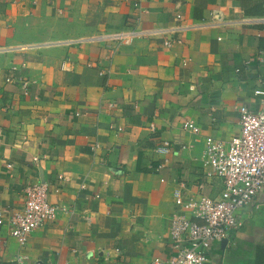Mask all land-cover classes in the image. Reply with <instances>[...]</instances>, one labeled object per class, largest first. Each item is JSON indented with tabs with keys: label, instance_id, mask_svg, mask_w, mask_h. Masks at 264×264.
Here are the masks:
<instances>
[{
	"label": "crops",
	"instance_id": "crops-1",
	"mask_svg": "<svg viewBox=\"0 0 264 264\" xmlns=\"http://www.w3.org/2000/svg\"><path fill=\"white\" fill-rule=\"evenodd\" d=\"M263 16L264 0H0V210L43 180L68 209L24 244L0 226V264L168 258L174 190L218 196L205 138L228 142L237 107L259 105ZM240 218L207 264H264V188Z\"/></svg>",
	"mask_w": 264,
	"mask_h": 264
},
{
	"label": "built area",
	"instance_id": "built-area-1",
	"mask_svg": "<svg viewBox=\"0 0 264 264\" xmlns=\"http://www.w3.org/2000/svg\"><path fill=\"white\" fill-rule=\"evenodd\" d=\"M257 21L264 23V16ZM143 33L146 32L133 30L117 37L128 41ZM174 42L167 39L163 45L170 47ZM23 90L26 94L25 83ZM254 93L261 98L257 108L244 103L237 107L238 134L228 142L211 136L205 138L201 166L207 169L206 175L220 180L219 195L191 197L179 188L174 190L180 211L170 220L171 254L164 259L154 258L152 264H207L211 244L227 239L231 230L242 225L240 212L264 188V89L257 88ZM182 128L195 134L200 131L199 125L192 120H184ZM171 148L172 143L164 139L156 146V151L168 154ZM58 178L65 179L62 175ZM49 186L45 180L32 182L24 190L22 208L0 210V226L7 227L8 235L19 244L26 243L35 229L53 221L58 212L68 211L66 206L50 202Z\"/></svg>",
	"mask_w": 264,
	"mask_h": 264
},
{
	"label": "water",
	"instance_id": "water-1",
	"mask_svg": "<svg viewBox=\"0 0 264 264\" xmlns=\"http://www.w3.org/2000/svg\"><path fill=\"white\" fill-rule=\"evenodd\" d=\"M227 240L226 239H223L222 242H226Z\"/></svg>",
	"mask_w": 264,
	"mask_h": 264
}]
</instances>
